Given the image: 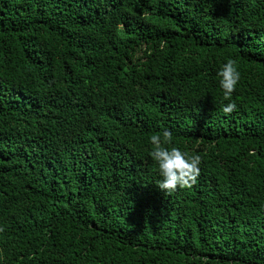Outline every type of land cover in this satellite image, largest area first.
<instances>
[{
  "label": "trees",
  "instance_id": "trees-1",
  "mask_svg": "<svg viewBox=\"0 0 264 264\" xmlns=\"http://www.w3.org/2000/svg\"><path fill=\"white\" fill-rule=\"evenodd\" d=\"M0 264H264V0H0Z\"/></svg>",
  "mask_w": 264,
  "mask_h": 264
},
{
  "label": "clouds",
  "instance_id": "clouds-1",
  "mask_svg": "<svg viewBox=\"0 0 264 264\" xmlns=\"http://www.w3.org/2000/svg\"><path fill=\"white\" fill-rule=\"evenodd\" d=\"M219 87L226 100L232 97L241 79V74L234 59H227L217 71ZM236 103L230 102L223 106L222 112L225 115L236 110ZM153 145L149 152L152 160L158 165L159 176L158 187L167 194L176 191L178 188L190 189L196 184L200 175L202 158L200 155H192L182 151L172 144L173 135L170 131L164 130L162 135L154 134L150 137ZM170 146V147H169Z\"/></svg>",
  "mask_w": 264,
  "mask_h": 264
}]
</instances>
